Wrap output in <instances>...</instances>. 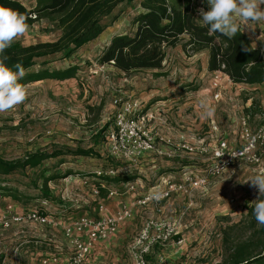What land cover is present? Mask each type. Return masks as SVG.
Returning <instances> with one entry per match:
<instances>
[{"label": "rangeland", "instance_id": "374dc122", "mask_svg": "<svg viewBox=\"0 0 264 264\" xmlns=\"http://www.w3.org/2000/svg\"><path fill=\"white\" fill-rule=\"evenodd\" d=\"M20 1L27 7L36 3V0ZM192 5L197 9L203 7L205 11L208 6L206 0H192ZM142 11L138 1L118 9L106 20L111 25L103 34L70 58L48 65L39 62L31 71L65 70L72 66L79 69L73 78L63 81L45 79L28 83L25 102L0 113L1 158L21 159L35 151L73 153L49 159L35 169L0 176V184L16 189L17 195L22 194L18 200L25 203L14 202V197L12 201L0 194V213L12 204L18 213L25 208L40 209L59 221L56 227L24 223L0 229V251L9 247L13 234L10 231L24 230V235L45 234V238L51 240H41L37 248L58 250L65 257L72 250V239L76 238L65 234L71 222L85 216L99 219L129 210L130 217L119 225L114 235L94 246L86 264H135L137 241L143 234L151 241L150 251L145 256L147 264L221 262L225 255L223 230L244 220L247 207L259 196L248 180L264 173V155L259 165L239 160L219 174L211 175L208 170L213 162L212 150L224 138L239 145L243 116H249L252 129L261 123L264 85H237L221 75L218 90L213 85L215 74L209 73L206 67L208 53L186 54L181 45L167 50L160 70L125 75L100 64L98 58L112 38L132 32V20ZM114 16L117 19L111 21ZM254 27V30L243 29L253 45L264 52V41L258 39L264 34V22ZM59 35L53 23L42 20L28 27L15 41L31 45L54 41ZM218 91L222 96L215 99ZM131 100L141 102L145 110L156 108L155 121L146 127L161 150L118 159L108 152L105 135L122 104ZM213 124L216 131L212 129ZM163 138H170L174 145H168ZM177 143H186L195 150L174 151ZM80 148L92 149L100 156L74 155ZM110 168L135 180L119 183L95 179L93 174ZM51 176L56 178L48 183L50 197L47 198L41 188L43 177ZM196 176L206 178V184L195 187L185 179ZM167 182L183 185L186 191L179 190L168 198L157 199L168 191ZM100 184L104 191L95 195L93 189ZM111 191L116 192L114 196H110ZM150 197L145 204L138 203L141 198ZM169 228L173 229V234L161 240ZM27 239L36 240L23 236L13 244Z\"/></svg>", "mask_w": 264, "mask_h": 264}, {"label": "trees", "instance_id": "16d2710c", "mask_svg": "<svg viewBox=\"0 0 264 264\" xmlns=\"http://www.w3.org/2000/svg\"><path fill=\"white\" fill-rule=\"evenodd\" d=\"M136 1L140 3L143 11L132 20L134 30L113 37L98 58L100 64L111 66L125 75L143 70H160L163 68L167 50L181 45L186 54L207 52L208 70L222 72L234 84L264 85L262 49L254 46L241 28L232 39L219 33H209L208 26L203 25L197 8L192 5V0H36L33 7H27L20 0H0V5L25 14L28 17V27L47 20L60 31L59 37L54 41L31 45L14 41L5 50L6 64L13 70L16 63L25 68L26 75L18 81L24 86L45 79L63 81L73 78L79 69L78 66L65 70L43 68L31 71V69L39 62L48 65L70 58L80 48L103 34L111 25L106 20L118 9ZM207 10L209 6L206 7ZM116 19L117 16H114L111 21ZM244 47L251 51H243ZM251 107L246 111L249 112ZM66 154L73 153L61 150L35 151L16 160H5L0 157V176H8L27 168L35 169L49 159ZM74 155L100 156L92 149L81 148ZM93 175L98 181L100 179L129 183L135 180L133 176L119 174L114 177ZM55 178L43 177L41 189L47 198L50 197L48 183ZM103 191L104 189H101V192ZM16 192V189L9 188L5 183L0 184V194L14 197L16 199L14 202L24 203L18 200L22 194L17 195ZM255 202L247 207L244 220L223 230L225 255L219 264H264V226L259 225L255 219ZM21 205L26 207L27 204ZM3 260L4 256L1 255L0 264Z\"/></svg>", "mask_w": 264, "mask_h": 264}, {"label": "built area", "instance_id": "2783aa9c", "mask_svg": "<svg viewBox=\"0 0 264 264\" xmlns=\"http://www.w3.org/2000/svg\"><path fill=\"white\" fill-rule=\"evenodd\" d=\"M243 28L241 27L244 31ZM213 74H215L213 85L218 90L221 85V75L227 77L230 81L228 76L220 71L213 72ZM221 96V91H218L215 94V99H220ZM155 109L145 110L143 104L137 100L127 101L122 104L121 109L115 117L113 126L106 131L105 135L106 148L113 157L118 159L125 157L132 158L148 152H160V147L158 148L155 144L156 138L152 135L150 129L146 127L148 123L155 121V114L157 112ZM249 120V116H243L241 119L239 145L230 143L225 138L224 140L218 141V145L212 150L213 162L208 170L209 174H219L239 160L256 165L262 163L264 155V114L261 118V123L255 129L251 128ZM212 129L213 131L217 130L215 124H213ZM162 140L170 146L174 145V142L170 138H163ZM175 147L174 151L193 152L195 150V148L186 143H177ZM220 153L224 154L219 157L218 154ZM118 173L119 170L110 168L106 172L98 171L95 175L96 177H114ZM185 179L190 184H194L195 187H200L207 182L203 176H196L195 179L186 177ZM85 182H88V178H86ZM167 186L168 191L164 192L159 198L155 196L157 199L168 198L173 192L179 190L186 191L183 185L167 182ZM100 187H103V185L100 184L99 188L98 186L94 187L93 192L95 195L100 194ZM130 188L134 189L133 186ZM115 193V191H111L110 196H114ZM150 199L151 197L141 198L138 203L145 204ZM130 215L129 210H122L105 218L95 219L85 216L71 222L65 229L67 237L76 236L75 239H72L71 252L65 257L60 255L50 256L44 259L42 264H86L94 246L114 235L118 231L119 225L130 217ZM24 223L56 227L59 221L50 214L41 212L40 209L25 208L23 212L18 213L12 204L6 206L4 211L0 213V229L6 230L14 225ZM172 234L173 229L169 228L167 234L160 237V239L167 240ZM150 243L151 241L148 235L143 234L139 237L137 241L139 249L134 253L135 264H147L145 256L150 251ZM133 249L135 250L137 248Z\"/></svg>", "mask_w": 264, "mask_h": 264}, {"label": "clouds", "instance_id": "9594fccd", "mask_svg": "<svg viewBox=\"0 0 264 264\" xmlns=\"http://www.w3.org/2000/svg\"><path fill=\"white\" fill-rule=\"evenodd\" d=\"M206 3L209 10L200 7L196 11L203 25L208 26L209 33H219L232 39L240 31L241 25L254 30V25L264 22V8L261 7L264 0H206ZM27 19L25 14L0 5V113L14 109L27 99L26 87L18 82L26 75L25 68L16 63L13 70L6 64L7 57L4 55L5 50L28 30ZM258 39L264 41V34L261 33ZM243 51L251 50L244 47ZM248 181L251 187L258 190L254 216L257 223L264 226V199H260L264 197V173Z\"/></svg>", "mask_w": 264, "mask_h": 264}, {"label": "crops", "instance_id": "0c3cea01", "mask_svg": "<svg viewBox=\"0 0 264 264\" xmlns=\"http://www.w3.org/2000/svg\"><path fill=\"white\" fill-rule=\"evenodd\" d=\"M36 4V3H35ZM245 32V31H244ZM247 34V32H246ZM248 35V34H247ZM249 36V35H248ZM206 67L208 69V58H207V62H206ZM209 71V70H208ZM209 73H213L211 71H209ZM239 85V84H237ZM10 200H12L11 197H9ZM19 203V202H18ZM4 204V202H3ZM22 226V225H20ZM13 233V234H11ZM19 233V234H17ZM25 231L24 230H20L18 232H14V231H10V241L8 244L9 247L6 248V250L4 251H0V256H4V260L2 264H42L43 260L53 256V255H60L62 256V253H60L61 251L55 250V251H46L45 249L37 248L36 244H38L39 242H41V240H51V239H47L45 238V234H39V235H24ZM21 234V235H20ZM32 237L33 239H36L35 241L32 240H23L22 242H20L18 245H14V242L19 241V239H21V237ZM40 240V241H38ZM12 245V246H11ZM43 245V243L41 244ZM59 252V253H57ZM67 254V253H66Z\"/></svg>", "mask_w": 264, "mask_h": 264}]
</instances>
